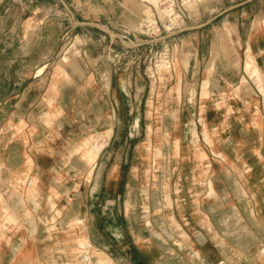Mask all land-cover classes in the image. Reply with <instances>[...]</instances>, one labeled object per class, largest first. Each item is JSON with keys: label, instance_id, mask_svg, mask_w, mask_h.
Masks as SVG:
<instances>
[{"label": "crops", "instance_id": "obj_1", "mask_svg": "<svg viewBox=\"0 0 264 264\" xmlns=\"http://www.w3.org/2000/svg\"><path fill=\"white\" fill-rule=\"evenodd\" d=\"M207 3L169 38L181 42L165 75L112 68L109 130L134 127L146 145L112 164L91 139L66 150L68 125L83 126L68 111L100 69L99 30L116 43L143 11L115 0L110 20L84 21L76 7L74 26L98 38L73 73L54 57L68 25L52 33L51 0H0V264H77L88 246L93 264H264V0ZM84 174L90 198L72 214Z\"/></svg>", "mask_w": 264, "mask_h": 264}, {"label": "rangeland", "instance_id": "obj_2", "mask_svg": "<svg viewBox=\"0 0 264 264\" xmlns=\"http://www.w3.org/2000/svg\"><path fill=\"white\" fill-rule=\"evenodd\" d=\"M92 1L95 3L92 4ZM102 1H99V0H51V4H48L49 5L48 7H51L52 9L51 10L49 9L50 13L46 17L49 20L48 22H50L49 27L52 29V33L54 34L56 33V25H58L60 22H62V25L64 26L63 28H65V26L68 25V27L62 31L63 34H61L62 39L60 41L61 45L57 48V52L54 54V57L55 59L58 60V64H61V65L63 64L62 67L64 66V68L69 69V71L72 70L73 73L80 72L78 70L79 67H77L75 63V59L79 57V55H81L82 47L85 46L91 58L92 51H93L92 49L93 48L95 49L94 45L92 44H95L93 42L97 41V38H98L97 35L94 36V38H92V34H93L92 27L94 26L89 27L90 25H86V24L78 25V27L74 26L75 24L74 18L76 19V15L74 16V10L76 7H78V9L81 11L80 14L77 16L78 19L80 20L91 21L92 18L96 19L97 17L101 21L107 22L112 17L110 13H114L112 10H114L115 6H113L112 4L115 3V0H104L103 3ZM209 1H212V0H209ZM209 1L190 0L188 5L187 3L185 4V7L186 5L187 7H186V12L183 15L184 19L182 20L183 24L180 28L181 31L185 29V27L187 26L188 19L191 18L190 10L197 9L199 6L198 5L199 2L200 4L211 6V3L209 4L207 3ZM140 2H142V0H140ZM229 2H231V0H229ZM157 3H158V0H156L155 2L152 0H143L142 4H136V5L129 4L130 6H132V8H135L134 10L138 9L140 11H143V15H141V18L137 17L135 19V22L137 21L135 24L131 26L129 24H126V26H122L119 31H116V32H119V34L112 33V36L115 38L114 40H119L116 43L110 42L109 33L105 32L102 29L99 30L101 35L99 37L100 39L97 41L96 49L101 54L100 55L101 58L97 65V68L100 66V69H99L100 72L99 71L96 72L95 77H93L92 74L89 73V75L92 77L84 78V80L82 81L84 82L83 93L78 95V97L80 98V99L78 98V103H77L79 110L68 111L69 120L75 119V118L81 119L83 117L82 118L83 122H81L83 126L78 125L77 127H75V126H70L69 124L68 127L66 128L67 133H68L67 137H65V139H67V142L65 145L67 151L75 152V151L80 150L83 154V150L79 149V146H78L79 143L83 144V142H85L86 140L91 139L90 142L88 140V143L86 144V146L94 152L95 156L97 155L96 153L99 154L103 151L106 152L107 155L108 153H112L113 159L110 162L112 164H115L116 162H120L123 164V161H125L123 157L125 156L127 152H134V155H136L137 153V156H138L140 155L139 154L140 151H144L146 149V145L143 141L144 137L140 136L134 127L133 129H131V131L129 130L128 127L124 131H123L122 126L117 127L114 135L112 133V129L109 130L111 124L113 123L114 118L116 119V122L118 121V118H119L118 112L115 116V112L113 110V99L115 96H113L112 94L113 90L111 89V72L110 71L112 70V68L113 70H118V71L135 70V72H137V71L142 70L144 74L146 75L145 64L142 61L141 62L139 61L138 55H133V56L121 55L122 62L120 63L118 62L119 57L118 58L115 57V54L122 53L125 50L124 47H126V44H132L134 41H139L142 39L144 40L146 38L147 34L146 32H144L143 24H144L145 18L147 17V15L153 12L154 5H157ZM213 3L217 4L218 0H213ZM119 18L121 20V17ZM126 19H130L129 16H127ZM122 20H125V19H122ZM217 21L218 22L224 21V17L223 16L219 17ZM140 22H143L141 27L139 26ZM103 36H106V37H103ZM161 36H162V39H166L164 38L165 36L163 35ZM171 42H170V46L168 47L169 48L168 50L169 52L173 51L174 53V58L172 59V66L161 69L159 76L165 75V71H170L174 67L177 61V57L179 53V43L181 42V40L178 39L177 41L176 39L174 40V42L172 43ZM103 47H105L106 49L105 51ZM96 49L95 51H97ZM67 59H68V62H66ZM146 59H147L146 63L147 62L149 63L150 55ZM92 65L93 63L91 60H89V62L85 61L84 63L85 70L92 68ZM251 65H252L251 62H248V65H247L248 71ZM45 67H46L45 65L42 66L40 69L37 70V73L38 74L42 73ZM94 67L96 66L94 65ZM248 75L252 78V75L250 74ZM148 78L151 79L152 77H148ZM73 82H74L73 79L69 77V84H73ZM247 85L251 86L248 83V78L244 76L242 83H241V88ZM71 88L73 87L71 86ZM122 113L123 112H121V114ZM73 130H76L77 134L70 133V131H73ZM78 136L81 139L78 138V143H76L75 140ZM94 141L96 142V144L92 146V143ZM148 149L154 150L155 146L149 147ZM134 161L141 162L140 159H136V158L134 159ZM85 162L87 161L85 160ZM112 164H110L109 166L111 167ZM124 173L125 172L121 173L122 177H120V180H121L120 186L123 185V180H124L123 174ZM73 177L74 178L78 177L79 180L83 179L85 189L83 191V195L79 197L80 202L75 203L74 201L72 203V206H71L72 214L75 213L76 211L81 210V204L85 205L88 203V200L90 197L88 195L89 190H87L88 185L86 184L91 182L90 181L91 175L84 174V175H78V176H73ZM73 177H68V180ZM105 177H107V175ZM73 184H74V181H73ZM119 193L122 194V192L120 191H117L116 194L118 195ZM121 198L123 199V196ZM84 207L86 208V206ZM117 210L120 211V208L118 207ZM82 223L80 224V230H81L80 232H82V230L84 231ZM68 225L69 226L67 227V229L70 230L72 227L70 226V223ZM72 232H75V230L73 229ZM88 243H89V240L85 236L83 244L87 245ZM79 260H80V257L78 258V260H76L77 264Z\"/></svg>", "mask_w": 264, "mask_h": 264}, {"label": "built area", "instance_id": "obj_3", "mask_svg": "<svg viewBox=\"0 0 264 264\" xmlns=\"http://www.w3.org/2000/svg\"><path fill=\"white\" fill-rule=\"evenodd\" d=\"M185 12L184 0H158L157 5H154L153 12L147 15L143 24L144 32L147 34L146 38L134 41L132 44H126L122 53L115 54V57H119L118 62H122L121 55H138L139 61L145 64L146 75L156 80L161 69L172 66L174 53L168 50L171 42L169 38L177 32L173 34H167V32L168 29L173 30L182 26ZM176 18L177 20H175ZM167 26H170V28H167ZM161 35H165L164 38L168 41L164 42L165 39H162ZM149 55L150 64L146 63V58Z\"/></svg>", "mask_w": 264, "mask_h": 264}, {"label": "bare ground", "instance_id": "obj_4", "mask_svg": "<svg viewBox=\"0 0 264 264\" xmlns=\"http://www.w3.org/2000/svg\"><path fill=\"white\" fill-rule=\"evenodd\" d=\"M152 1H156V0H152ZM189 1L190 0H184V3L186 4L187 3V5H188V3H189ZM123 2L125 3V4H128L127 6H129V4H133V5H135L136 4V0H123ZM141 4V3H140ZM147 4V3H146ZM187 5H186V7H187ZM175 20H177V18L175 19ZM167 28H170V26H167ZM179 28H181V27H179ZM179 28H176V29H173V30H171V29H168L169 31L167 32V34H173V33H176V32H178L179 30H181V29H179ZM166 34V35H167ZM163 36H165V35H163ZM164 42H167L168 40L167 39H165V40H163ZM109 64V63H108ZM110 69V68H109ZM67 71V70H66ZM100 72V71H99ZM111 72V71H110ZM68 73V72H67ZM126 81V80H125ZM108 89V88H107ZM85 91V90H84ZM59 117V116H58ZM57 194H59L58 192H56ZM81 257H82V259H81ZM80 264H93V259L91 258V246L89 247H87L86 249H85V251H83V252H81V256H80Z\"/></svg>", "mask_w": 264, "mask_h": 264}]
</instances>
